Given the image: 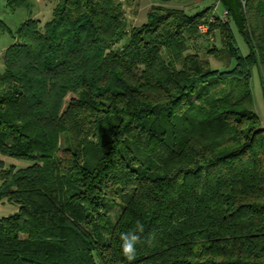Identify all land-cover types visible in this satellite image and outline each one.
I'll return each mask as SVG.
<instances>
[{
	"label": "trees",
	"instance_id": "1",
	"mask_svg": "<svg viewBox=\"0 0 264 264\" xmlns=\"http://www.w3.org/2000/svg\"><path fill=\"white\" fill-rule=\"evenodd\" d=\"M158 1L142 25L123 0H58L50 22L20 24L0 73V154L29 165L0 158V202L19 205L0 218V264H129L122 233L139 236L131 264H264L250 82L256 66L264 79V0H219L225 20ZM202 36L220 40L206 55L192 50Z\"/></svg>",
	"mask_w": 264,
	"mask_h": 264
},
{
	"label": "rangeland",
	"instance_id": "2",
	"mask_svg": "<svg viewBox=\"0 0 264 264\" xmlns=\"http://www.w3.org/2000/svg\"><path fill=\"white\" fill-rule=\"evenodd\" d=\"M143 1V0H142ZM27 4H25L23 7H18L17 9L13 10L11 9L8 5L6 0H0V18H2L7 25L10 26L12 31H0V73H3L5 71V63H4V51L15 41L16 33L17 30L25 20L29 18H38L41 22L42 25L46 23L47 21L50 22V20L53 18V13H54V8L58 4V0H27ZM131 3L130 0H127V4ZM212 2V1H210ZM210 2H198L194 3L193 0H185L182 2L179 1H173L170 3V6L173 7H179L182 9H185L187 13L189 14H196L197 12H200L203 10L206 6L209 5ZM129 3V4H130ZM146 5V2H142ZM221 2H217L216 4V10L218 15H223L226 8L225 5ZM132 5V4H131ZM189 5H192L193 7H188ZM135 10H137L135 13L130 12L128 20L130 21L129 23L133 25H142L144 22H146L147 18V13L148 9L140 11V8L138 5L135 6ZM134 10V11H135ZM236 27H234L235 29ZM236 31V43L240 47L241 51L243 54H248L249 52V47L244 42L243 37L241 34L235 29ZM128 41V37L123 39L118 45L117 48L120 46H123L124 43ZM211 42L219 43L220 40L216 37L214 41H208L205 36H202L195 40L194 42L191 43L192 45V50H196V52H200L202 55H206V50L207 47ZM212 62L213 68H218V69H225L226 65L223 64V62L219 61L218 59L214 57H209ZM260 68L258 66L253 67V75L251 79V85L253 89V95H254V100H255V108L257 109L258 114L260 115L261 118L264 119V79L262 77L261 71H259ZM67 134L64 133L62 135V147L67 145ZM0 158H3L6 161L7 166L15 165V167L21 168V167H26L29 165L28 161L20 160L8 157V156H3L0 154ZM120 202H111L109 207H113L114 211H111V220L115 222V218H117V215L115 212L118 211V209L121 207ZM19 209V205L16 203L9 202L7 200L1 201L0 202V218L12 215L17 212Z\"/></svg>",
	"mask_w": 264,
	"mask_h": 264
},
{
	"label": "clouds",
	"instance_id": "3",
	"mask_svg": "<svg viewBox=\"0 0 264 264\" xmlns=\"http://www.w3.org/2000/svg\"><path fill=\"white\" fill-rule=\"evenodd\" d=\"M139 231H143V226L138 222ZM121 240L123 241L121 245V251L123 257L129 261L131 264L132 261L136 259V243L139 241V236L134 233H122Z\"/></svg>",
	"mask_w": 264,
	"mask_h": 264
},
{
	"label": "crops",
	"instance_id": "4",
	"mask_svg": "<svg viewBox=\"0 0 264 264\" xmlns=\"http://www.w3.org/2000/svg\"><path fill=\"white\" fill-rule=\"evenodd\" d=\"M124 1V4H125V10H126V15H127V17L129 18V14H131L130 12H133V13H135L137 10H135V6H139V7H141L140 8V11H143V10H146V9H148V12H149V10L151 9V5H155V4H161L158 0H130L131 1V3L129 4H127L126 2H127V0H123ZM146 2V5L143 3V5L141 4L142 2ZM176 1H179V2H182V1H185V0H175V2ZM194 1V3L196 2V3H198V2H210V1H212V2H210L209 3V5L208 6H206L205 8H207V7H209V6H214V8H216V4L215 3H217V2H220L219 0H193ZM173 2V1H172ZM171 3V2H170ZM170 3L168 4V5H170ZM132 4V5H131ZM164 4H166L167 5V3H164ZM193 7L192 5H189V6H187V8L188 7ZM204 8V9H205ZM135 10V11H134ZM148 14V13H147ZM259 71H261V70H259ZM262 74V73H261ZM257 110V109H256ZM261 121H263V124H264V119L262 118V120Z\"/></svg>",
	"mask_w": 264,
	"mask_h": 264
},
{
	"label": "built area",
	"instance_id": "5",
	"mask_svg": "<svg viewBox=\"0 0 264 264\" xmlns=\"http://www.w3.org/2000/svg\"><path fill=\"white\" fill-rule=\"evenodd\" d=\"M216 9H217V8L214 9V13L218 14ZM227 15H228V11L225 10L224 14H223L222 16L219 15V17H221V18H223V19L225 20V19H227V17H228ZM214 16H215V15L210 16L211 18H210V20H209L208 22L202 23V24L199 26V29H198V30H199L202 34H207V33L210 31V29H211V24H212L213 22L216 21V17H214Z\"/></svg>",
	"mask_w": 264,
	"mask_h": 264
}]
</instances>
